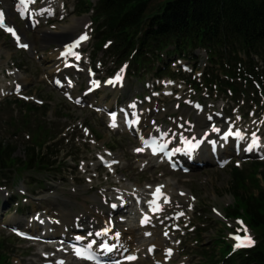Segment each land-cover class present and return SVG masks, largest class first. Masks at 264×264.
Wrapping results in <instances>:
<instances>
[{
    "label": "rangeland",
    "instance_id": "1",
    "mask_svg": "<svg viewBox=\"0 0 264 264\" xmlns=\"http://www.w3.org/2000/svg\"><path fill=\"white\" fill-rule=\"evenodd\" d=\"M159 3L153 2L150 12L157 9ZM4 4L12 12L11 19L6 22L17 28L22 38L16 42L0 30V141L16 145L15 156L25 159L30 145L29 131H16L12 124L20 119L29 120L34 127L45 124L52 128L48 154L51 162L54 161L48 171H25L21 176L7 173V181L0 186V243L11 264H57L56 259L65 256L59 253V249L67 240L76 241V235L84 237L92 233L89 232L92 231L90 222H100L99 215L102 216L103 212L110 211V215L103 214V220L111 226L117 225L122 215L129 216L130 206L110 210L111 203H119L117 195L129 197L139 193L143 203H147L149 194L158 187L164 189L174 203L159 216L168 218L164 240L175 255L160 262L165 256L164 248L156 246L155 255L147 258L143 246L142 255L137 253L138 258H142L128 264H213V260L230 257L234 252L233 233L248 236L253 244L256 242L258 237L246 221L240 225L239 217L227 216V209L235 204L233 186H239L234 182L232 167H239L245 173L244 178L249 179L244 188L237 190L238 193H258L263 182L255 181L254 177L253 181L250 179L254 169L251 163H264V152L241 159L233 155L234 143H224L227 147L223 151L226 157L224 167L203 163L202 167L193 166L189 174L171 172L158 161L159 164L154 161L150 167H139L138 160H147L148 155L138 153L140 145L132 132L111 125L108 110L118 105L133 113L138 112L142 119L141 135L149 131L157 134L173 131L183 136L187 131L185 136L195 142L200 138L194 137L193 131L214 127L220 116L224 120L220 131L231 125V137H240L242 134L237 135V130H244V147L251 136L258 134L259 143L264 148L262 97L247 94L244 101L241 96L235 101L226 91H212L203 86L207 65L204 50L195 52L196 59L182 60L189 65L187 71H182L178 64L180 58L167 59L165 56L166 65L176 73L175 77H157L152 66L141 69L129 63L119 66L116 56L110 52L111 45L100 50L94 48L96 26L92 13L80 14L77 0H34V26L19 18L13 0H0L3 10ZM47 6H54L53 11L45 13ZM82 32L90 36L89 43L84 46L85 58L80 68L83 72L67 71L61 66L59 72L52 73V67L62 62L58 53L63 45ZM90 71L95 77L88 76ZM116 72L122 76V88L101 87L93 95L86 94L94 79L102 80ZM62 75H73L75 84L66 90L54 88L53 78ZM192 80L200 83V87L193 86ZM16 90L19 93H15ZM250 91L248 85L247 93ZM23 103L38 108L44 106L45 109L29 113ZM195 104L199 106L195 107ZM152 121L155 125L151 124ZM197 127L200 129L196 130ZM218 136L216 134L214 138ZM209 145L204 151L211 159ZM244 147L242 152H245ZM102 159L112 165L105 167ZM114 161L119 163L113 164ZM257 177L262 178L261 174ZM142 208L143 213H147L146 207ZM176 211L183 214L182 218L174 219ZM40 220L44 221L43 225L38 224ZM175 225L179 230H173ZM119 226L123 229L120 234L125 241L123 249L136 252L141 235L132 240L133 234L128 230L130 225L125 222ZM13 227L30 232L38 227L41 231H49L54 239L51 237L46 243L26 242L13 235ZM146 244L155 246L153 240ZM69 255L72 257L71 253ZM113 260L109 264H115ZM69 264L87 263L72 261Z\"/></svg>",
    "mask_w": 264,
    "mask_h": 264
},
{
    "label": "trees",
    "instance_id": "2",
    "mask_svg": "<svg viewBox=\"0 0 264 264\" xmlns=\"http://www.w3.org/2000/svg\"><path fill=\"white\" fill-rule=\"evenodd\" d=\"M155 1L160 3L150 12ZM77 10L80 14L92 12L94 48L100 50L110 44L118 65L129 62L140 69L152 66L157 77H175L165 56L192 60L196 51L204 50L207 66L203 86L226 91L235 101L239 96L244 101L247 94L264 97V0H77ZM190 83L201 85L196 80ZM22 106L29 113L45 109L25 103ZM12 126L16 131L28 129L30 145L25 159H18L17 146L0 141V186L7 181V173L21 176L25 171H48L54 163L48 154L51 127L41 123L34 127L29 120L21 119ZM251 168L250 179L263 182L261 189L250 195L238 193L249 179L238 167H232L234 182L239 186H233L235 204L227 209V216L244 218L256 233L257 244L213 260V264H264V163H251ZM260 174L262 178L257 177ZM0 264H11L2 243Z\"/></svg>",
    "mask_w": 264,
    "mask_h": 264
},
{
    "label": "bare ground",
    "instance_id": "3",
    "mask_svg": "<svg viewBox=\"0 0 264 264\" xmlns=\"http://www.w3.org/2000/svg\"><path fill=\"white\" fill-rule=\"evenodd\" d=\"M51 1V0H50ZM13 3L15 4V1H13ZM4 9L3 10L1 7H0V11H2L4 14H5V17L10 20L11 17H12V12L10 10V8L7 6V4H4ZM54 9V6H52L50 8V6H47L46 10H44V12H51L53 11ZM71 28H74V26ZM22 37L19 38V40H21ZM66 44V43H65ZM66 56L65 57H60V51L58 53V59H62V62L61 64L59 65H55L52 67L51 71L52 73H57L61 70V66H63V64L66 62ZM22 76V75H21ZM64 89V88H62ZM66 89H69V86H67ZM95 93V92H94ZM104 107H107V106H104ZM138 117V116H137ZM217 124L215 125V127H209L207 126V128L205 129V127L202 129V131H199V132H195V130L193 131V134H194V137H199L200 140H204L205 142H208L209 139H212L214 142L216 143H220V140L222 139H219L218 138H214L216 136V134H219L221 135L224 131V130H221L220 131V128L224 125V120L218 116L217 117ZM109 120L112 122V126L114 128H119L118 125H115L113 123L114 120L110 119ZM148 125V128L149 129H153V127L149 124ZM143 126V125H142ZM200 128H196V130H199ZM220 131V132H219ZM219 132V133H218ZM188 132H184V135L183 136H178L176 133H174L173 131H167L166 134H168L169 138L173 139L174 143L175 144H178L180 143V138H185V141H188V140H192V139H189V137L185 136ZM239 133V134H242V138H239V139H236V138H233L234 142L235 143H238V144H243L244 143V130H237L236 134ZM232 135V134H231ZM203 151V149H202ZM202 151L199 152V154L197 155V160L199 162H204L205 164H208V163H214L215 161L213 159H210L209 157H207L208 155L206 153H203L202 155ZM139 154H141V156H143L142 154H145L147 153L145 150H142L140 149L138 151ZM138 154V155H139ZM149 155V154H148ZM115 159V158H114ZM160 159L157 157V158H154V157H151L149 155V158L147 160H143V159H139L138 160V166L139 167H150V166H153V163L154 161L157 162L159 161ZM184 161H187L185 158H183ZM158 163V162H157ZM160 163V162H159ZM158 163V164H159ZM156 166V165H155ZM119 197H121V195H117V201H120L119 200ZM124 198V203H119V205L121 206H130L132 207L131 208V211L129 212V216H125L122 215L123 217H119L118 220H117V225H114V226H111L108 222L105 223V221L103 220L104 219V215L103 214H108L110 215V211H105L103 212L102 216L99 215V218H102L100 222L97 221V223L95 224H91L92 222H90V227L92 229V231H89V232H92L93 233V238L94 239H98V236L101 235L102 233H108L107 236H119L120 234L123 233V229L119 226V224H122V223H125L127 222L129 225H130V232L131 234H133L130 239H134V238H137L138 236L141 235V237H139V241L137 240V246H136V252H133L134 254H136L138 256L137 253H141L142 255V248L143 246H145L146 248L150 245V244H146L148 241H152L155 243V246L157 247H161V248H164V255L165 256H162L160 258V262H166L169 260V256L165 253L166 250L169 248V247H166V243H165V236H164V228H165V224L168 222V219L167 217H163V216H159V215H153V219L150 220V222L147 223V226L143 227L139 224L140 220L137 219V216H139L138 218H141V216L143 215V206L147 208V210L151 209V207L149 208V206L147 205V203H143L142 201V197L139 193H136V194H133V195H130L129 197H122ZM168 205H171V206H174V203L173 201L171 200L170 204ZM165 209L167 211V206H165ZM180 211H176L175 213H178ZM163 213V212H162ZM174 213V214H175ZM161 214V213H160ZM167 216L169 214H166ZM98 218V217H97ZM163 228V229H162ZM162 229V230H161ZM161 230V233L159 232ZM164 233V234H163ZM147 235L148 238L146 237ZM159 235V237H158ZM60 241V240H59ZM91 241V239H90ZM133 242V241H132ZM147 245V246H146ZM174 248H176L174 246ZM71 251H70V246H62L60 249H59V253L61 254H64L65 256L63 257H58L57 259L61 258V259H66V262L65 263H70L72 261H78V259L67 256L66 254H69ZM133 253H129V254H133ZM155 255V252L153 254V256ZM175 255V252L173 253L172 256ZM149 255H147V258H148ZM150 257V256H149ZM139 258H142V257H139ZM139 258L136 257V260H139ZM135 260V261H136ZM78 262H84V261H78ZM130 262H126V261H121L119 264H128Z\"/></svg>",
    "mask_w": 264,
    "mask_h": 264
},
{
    "label": "snow or ice",
    "instance_id": "4",
    "mask_svg": "<svg viewBox=\"0 0 264 264\" xmlns=\"http://www.w3.org/2000/svg\"><path fill=\"white\" fill-rule=\"evenodd\" d=\"M3 17H4V13L3 12H0V23L3 22ZM9 31H11V29H8ZM83 39H87V37H83ZM237 135H239V133H237ZM159 192V189L157 190Z\"/></svg>",
    "mask_w": 264,
    "mask_h": 264
}]
</instances>
